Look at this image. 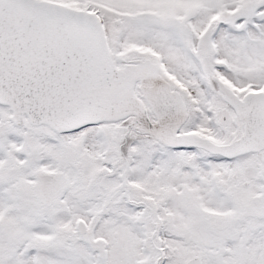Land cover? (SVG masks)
<instances>
[{
    "label": "snow or ice",
    "instance_id": "snow-or-ice-1",
    "mask_svg": "<svg viewBox=\"0 0 264 264\" xmlns=\"http://www.w3.org/2000/svg\"><path fill=\"white\" fill-rule=\"evenodd\" d=\"M0 264H264V0H0Z\"/></svg>",
    "mask_w": 264,
    "mask_h": 264
}]
</instances>
